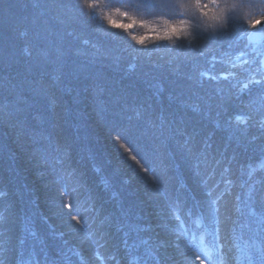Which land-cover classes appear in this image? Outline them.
<instances>
[{"label": "snow or ice", "instance_id": "obj_1", "mask_svg": "<svg viewBox=\"0 0 264 264\" xmlns=\"http://www.w3.org/2000/svg\"><path fill=\"white\" fill-rule=\"evenodd\" d=\"M146 2L153 8L170 6L169 0ZM102 4V0H80L79 4L76 0H60L57 5L65 10L71 9L74 21L82 24L78 43L90 45L95 50V70L70 73L67 84L64 83L63 70L53 71L47 79L33 80L34 90L38 89L45 101L43 112L35 109L33 104H28L26 110L11 111L14 96L9 95L8 88L0 90V126L12 130L21 143L39 145V149H32V155L41 166H63L71 160L72 149L60 138V126L64 123L65 114L61 110V102L64 96L75 92L76 102L83 101L88 112L93 113L98 120L111 125L115 121L123 122L122 128L114 132L113 141L128 154V159L143 166L145 174L152 171L159 180L155 169L149 168L138 157L122 135L133 120L142 134L145 128L156 133L149 141L151 153L156 159L163 157L166 163L171 164L166 177L168 182L174 179L170 173L178 170L181 162L192 173L194 184L199 178L203 198L197 199L193 194L196 188L183 181L178 186L173 184L171 192L168 191L167 196L153 206L150 218L140 211L124 208L116 191H111L110 197L116 201L114 209L102 218L98 219L103 205L99 208L93 205V208L87 209L96 213L91 217L99 235L95 243L112 250L107 259L115 261V264H180L178 257L182 253L178 241L181 236L187 239V229L183 228L181 216L175 214V208L170 203L173 200L184 204L192 202L187 215L190 218L194 210L198 213L193 223L203 229L198 238L199 243L203 246L205 235L211 237V247H204V255L210 264H264V175L254 178L255 173H264V46L254 47L255 54L243 61L247 66L244 80L229 82L226 87L213 90L212 94L220 98L215 106L210 105L211 97L207 92L188 84L193 76L190 71H181V66L189 68L194 58L185 53L183 59L179 57V63L168 71L176 79L168 81L167 100L162 103L160 94L165 89L159 86V82L168 80L165 73L144 71L141 61L135 56L133 61L137 62L123 64L114 48L85 37L87 30L96 26L93 19ZM171 6L192 7L201 15L216 21L218 28L212 33L196 32L189 41L191 50L200 57L205 56L206 46L209 45L222 46L227 43L231 47L233 29L240 19L239 10L256 7L250 0H189V3L175 0ZM259 6L264 9V0ZM85 10L89 15H86ZM115 11L119 12L120 9ZM91 14H95L94 17ZM121 15L127 16V13L122 12ZM247 24L253 31L248 32L241 25L242 30L250 42H258L256 30L264 32V14L252 17ZM186 26L187 21L181 19L178 25H169L163 36L157 35L156 39L178 36ZM20 35L24 36L26 32ZM131 39L137 45H143L147 36L133 35ZM70 47L74 49L72 55H81L78 47ZM24 53L30 54L27 49ZM241 55L246 53L242 52ZM97 65H114L113 71L122 69L123 74L113 79V72L103 71ZM150 67L155 69L158 65L153 63ZM200 75L204 76L205 73ZM211 79L215 81L219 78L213 76ZM142 85L151 91L145 94ZM14 86L21 105L32 99L28 92L22 90L23 85L14 82ZM61 87L65 89L63 92ZM109 98L115 107L109 103ZM101 114L105 115L104 119H101ZM46 115L56 118L49 122L45 119ZM217 130L223 131L226 136L220 140L213 139ZM169 145H172L173 150H169ZM244 160L249 161L246 166ZM93 171L100 173L99 168H93ZM237 172L240 176L246 175L247 179L240 180V176H236ZM99 183L103 185L102 190H110L108 180L100 179ZM178 190L182 196L176 195ZM158 191L163 195L164 189ZM7 196V192L0 191V264H33L36 248L45 245L43 236L38 235L34 228L37 218L47 225L46 235L52 237L56 244L55 255L50 259L45 252L43 264H74L72 256H79L80 253L67 246L71 239L78 238L81 230L87 232L92 226L89 217L77 212L71 215L69 221L68 215L61 212L62 218L58 223L64 226V230L58 231L57 225L48 223L47 217L26 206L18 207L8 202ZM63 207L71 208L73 205L65 204ZM173 218L181 225V233L175 238L170 233L177 230L169 228L168 223ZM17 225H20L19 232ZM66 236L69 238L65 239ZM193 239L197 238L193 236ZM100 240L104 243L101 244Z\"/></svg>", "mask_w": 264, "mask_h": 264}, {"label": "trees", "instance_id": "obj_2", "mask_svg": "<svg viewBox=\"0 0 264 264\" xmlns=\"http://www.w3.org/2000/svg\"><path fill=\"white\" fill-rule=\"evenodd\" d=\"M4 1H5V8L7 9L5 13H7V14L4 17L3 12L1 13V16L3 17V30L5 32H12V33L15 32L17 35H20L21 32H25V30L23 28H19L20 27L19 20H18L19 13H15V15H16L15 18L9 19V17H8L9 14L11 13L13 15V13H14L13 11H9L10 7H11V9H13L12 6L24 3L28 9H31V10H28L29 13L30 14L32 13V15H34L35 18H38L41 20V22L36 23L35 18H33V23L35 25H39V24L41 25L43 22V19H44V21L47 23L48 26H52L51 18L49 16L45 15L46 12H44V11H48L49 9L52 8L51 2H54L57 5L60 3V0H52L49 3H43L42 0H4ZM32 5H36V6L33 7ZM38 7H41V8H39L40 11L37 10L36 12H34L32 10L33 8L36 9ZM22 13H26V10L23 11ZM7 29L8 30H16V31H8ZM116 33H117L116 38L118 39L121 37L122 43H126L127 44L126 46L129 47V49L132 47L133 42H134V47H132L133 49L135 48V46H139V52H140L139 55H141V57L143 58V62L145 64L150 65L149 62H151V64H153L155 62L158 63L161 61L170 62V60L167 58V56H168L167 53L164 55L159 50L151 49L148 46H144V44L143 45H137L136 42L133 41L128 36V34H126L123 37L119 36L122 33V29H120V28L116 29ZM135 49H137V48H135ZM121 61H122V63L127 64L128 58L124 57ZM142 67H143V65H142ZM143 69H144V67H143ZM144 71H147V70L144 69ZM168 76L172 79H176V76L172 73L168 72Z\"/></svg>", "mask_w": 264, "mask_h": 264}, {"label": "clouds", "instance_id": "obj_3", "mask_svg": "<svg viewBox=\"0 0 264 264\" xmlns=\"http://www.w3.org/2000/svg\"><path fill=\"white\" fill-rule=\"evenodd\" d=\"M76 3L79 4L80 0H76ZM102 7H106V8H109L110 10H114V11H115V9L121 10L122 8L123 9H129V10L135 11L138 15L142 12L145 16H151V15H157V14L163 15V14H166L165 10L169 8V6H160L157 8L145 10V9H143V7L140 4V0H133V2L131 4L114 3V2H112V0H109V3L102 4ZM116 12H118V11H116ZM85 13H86V15H89L87 10H85ZM168 14H170V13H168ZM91 15L94 17L95 14H91ZM93 22L94 23L96 22L95 19H93ZM133 23H134V21H133ZM111 24L114 25L116 28H124L127 26L132 27L131 23L117 24V22L115 20H111ZM131 27L129 29H131ZM147 39H148V37H147ZM73 95L75 97V92L73 93ZM61 110L64 111L65 113H67V111H68V109L65 107L63 99L61 102ZM55 118L56 117L54 115H46V117H45V119L48 120L49 122H51ZM66 127L67 126L65 123L61 124V126H60V129H61L60 138L68 143L69 137H68V134L66 132ZM33 145H36V144H33ZM33 149H39V145H36V147H34ZM36 162L38 165H41L39 161H36ZM37 175H43V172H38ZM0 191L7 192L8 196H9V190H8V187L6 185H0ZM7 201L10 203H14V201H12L11 199H7Z\"/></svg>", "mask_w": 264, "mask_h": 264}, {"label": "bare ground", "instance_id": "obj_4", "mask_svg": "<svg viewBox=\"0 0 264 264\" xmlns=\"http://www.w3.org/2000/svg\"><path fill=\"white\" fill-rule=\"evenodd\" d=\"M35 22L36 23H39V22H41V20L40 19H38V18H35ZM18 63H19V67H21V69H23V68H26L25 66H22V64H24V60H19L18 61ZM69 82V80H67V82H66V84ZM23 86H24V88H23V91H26V92H33V90L32 89H34L33 88V86H28L27 84H22ZM22 166H23V168H28L29 167V163H28V160H23L22 161Z\"/></svg>", "mask_w": 264, "mask_h": 264}, {"label": "rangeland", "instance_id": "obj_5", "mask_svg": "<svg viewBox=\"0 0 264 264\" xmlns=\"http://www.w3.org/2000/svg\"><path fill=\"white\" fill-rule=\"evenodd\" d=\"M12 8H13V6H12ZM126 164H132V162L130 161V160H128V158H127V156H126V159H125V161H124ZM37 175H35V177H36Z\"/></svg>", "mask_w": 264, "mask_h": 264}]
</instances>
